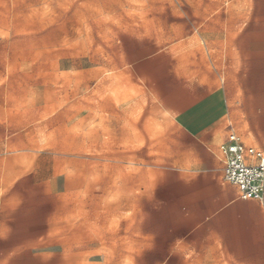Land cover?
<instances>
[{"label":"rangeland","instance_id":"1","mask_svg":"<svg viewBox=\"0 0 264 264\" xmlns=\"http://www.w3.org/2000/svg\"><path fill=\"white\" fill-rule=\"evenodd\" d=\"M236 8L0 0V161L33 175L25 188L52 191L60 238L52 264H186L177 252L162 261L174 242L163 237L164 143L176 135L154 85L170 69L209 78L214 47L226 46L211 15Z\"/></svg>","mask_w":264,"mask_h":264},{"label":"crops","instance_id":"2","mask_svg":"<svg viewBox=\"0 0 264 264\" xmlns=\"http://www.w3.org/2000/svg\"><path fill=\"white\" fill-rule=\"evenodd\" d=\"M230 1L236 9L221 19L211 15L212 33L218 27L226 39V46H212L211 76L170 69L154 85L176 135L164 143L170 153L163 163L170 166L163 237L174 242L163 262L177 252L186 264H264V197L240 199L223 181L219 152L235 133L264 153V0ZM199 32H206L203 21ZM29 176L0 161V264H52L58 255V207L52 191L37 190L34 182L25 188Z\"/></svg>","mask_w":264,"mask_h":264},{"label":"built area","instance_id":"3","mask_svg":"<svg viewBox=\"0 0 264 264\" xmlns=\"http://www.w3.org/2000/svg\"><path fill=\"white\" fill-rule=\"evenodd\" d=\"M223 164V181L235 186L239 198L262 200L264 197V153L246 146L235 134L230 133L219 146Z\"/></svg>","mask_w":264,"mask_h":264}]
</instances>
